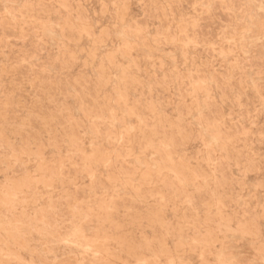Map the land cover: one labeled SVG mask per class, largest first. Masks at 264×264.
<instances>
[{"label": "rangeland", "instance_id": "obj_1", "mask_svg": "<svg viewBox=\"0 0 264 264\" xmlns=\"http://www.w3.org/2000/svg\"><path fill=\"white\" fill-rule=\"evenodd\" d=\"M0 264H264V0H0Z\"/></svg>", "mask_w": 264, "mask_h": 264}, {"label": "bare ground", "instance_id": "obj_2", "mask_svg": "<svg viewBox=\"0 0 264 264\" xmlns=\"http://www.w3.org/2000/svg\"><path fill=\"white\" fill-rule=\"evenodd\" d=\"M52 23V22H51ZM248 33V32H247ZM243 38V37H242ZM74 232V231H73ZM83 241V240H82ZM148 255H149V253H148Z\"/></svg>", "mask_w": 264, "mask_h": 264}]
</instances>
